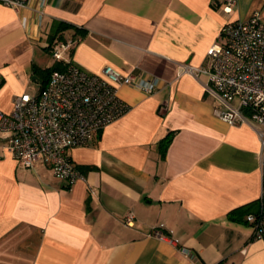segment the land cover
Listing matches in <instances>:
<instances>
[{"label": "crops", "instance_id": "1", "mask_svg": "<svg viewBox=\"0 0 264 264\" xmlns=\"http://www.w3.org/2000/svg\"><path fill=\"white\" fill-rule=\"evenodd\" d=\"M254 1L237 0L231 13L216 0L0 3L5 112L32 93L43 69L61 62L51 52L58 40L73 43L65 57L88 72L112 65L158 79L152 93L118 85L130 109L67 150L83 176L73 183L43 161L18 165L0 132V264H264V241L246 220L261 193L255 127L217 117L206 75L180 70L184 63L209 68L207 49L220 42L222 26L252 16ZM159 224L179 242L151 234Z\"/></svg>", "mask_w": 264, "mask_h": 264}, {"label": "built area", "instance_id": "2", "mask_svg": "<svg viewBox=\"0 0 264 264\" xmlns=\"http://www.w3.org/2000/svg\"><path fill=\"white\" fill-rule=\"evenodd\" d=\"M44 4L46 0H40ZM231 13L237 0H216ZM20 8L27 0H0ZM71 41H56L52 57L63 62L64 69L53 70L38 93H22L13 101L9 112L0 109V132H5L3 147L18 165L34 167L38 161L47 163L53 174L73 183L82 172L69 159L67 150L85 145L95 132L104 128L129 109L118 94L119 84H131L146 93L158 86L156 77L136 76L112 65L101 72H88L69 61L64 52ZM212 59L209 68L189 63L180 70L194 78L205 74L204 90L218 100L214 114L230 125L251 124L260 141L261 193L257 212H248L246 220L254 227V238L264 241V20L259 12L247 19L227 21L220 30V42L207 49ZM134 214L126 215L125 223H133ZM159 224L151 234L178 243V239L161 231ZM172 231L170 230V233ZM189 255V249L182 247Z\"/></svg>", "mask_w": 264, "mask_h": 264}, {"label": "trees", "instance_id": "3", "mask_svg": "<svg viewBox=\"0 0 264 264\" xmlns=\"http://www.w3.org/2000/svg\"><path fill=\"white\" fill-rule=\"evenodd\" d=\"M59 27H62L61 29H65V28H68V27H72L71 24L69 23H60V26ZM58 41H63V40H58ZM65 68V65L62 63V62H57L55 63L51 68H46V69H43L41 71L42 75L45 74L47 75V78L49 77L50 73L53 71V70H56V69H64ZM47 82V79L44 80V83H43V86L45 85V83ZM169 142V138L168 136H165L162 140H161V144H160V147L162 148V152H164L167 144ZM240 213L243 214V213H247L248 212V209H247V206H242L240 208ZM237 210V209H235ZM234 211V210H233Z\"/></svg>", "mask_w": 264, "mask_h": 264}, {"label": "rangeland", "instance_id": "4", "mask_svg": "<svg viewBox=\"0 0 264 264\" xmlns=\"http://www.w3.org/2000/svg\"><path fill=\"white\" fill-rule=\"evenodd\" d=\"M259 4H261V6ZM250 8H251V5H250L249 9ZM252 8H254L253 12H259L261 19L264 20V0H255L252 3ZM46 79H47V75H45V74H43L42 78L39 79L42 81H39L37 79H33L31 81L32 87L29 89V91H32V93H34V94L38 93L39 90L43 87L44 80H46Z\"/></svg>", "mask_w": 264, "mask_h": 264}]
</instances>
